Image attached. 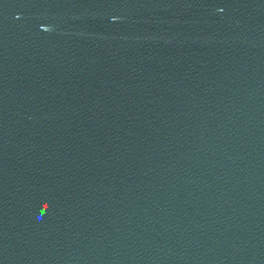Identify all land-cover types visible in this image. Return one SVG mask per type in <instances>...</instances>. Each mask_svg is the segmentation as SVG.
<instances>
[{
    "label": "water",
    "instance_id": "water-1",
    "mask_svg": "<svg viewBox=\"0 0 264 264\" xmlns=\"http://www.w3.org/2000/svg\"><path fill=\"white\" fill-rule=\"evenodd\" d=\"M0 264H264V0H0Z\"/></svg>",
    "mask_w": 264,
    "mask_h": 264
}]
</instances>
